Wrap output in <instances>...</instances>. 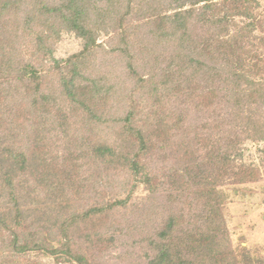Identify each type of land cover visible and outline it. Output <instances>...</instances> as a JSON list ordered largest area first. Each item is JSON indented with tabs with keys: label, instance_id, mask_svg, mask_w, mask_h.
Returning a JSON list of instances; mask_svg holds the SVG:
<instances>
[{
	"label": "rangeland",
	"instance_id": "obj_1",
	"mask_svg": "<svg viewBox=\"0 0 264 264\" xmlns=\"http://www.w3.org/2000/svg\"><path fill=\"white\" fill-rule=\"evenodd\" d=\"M104 1L114 3L94 11L93 0L50 3L56 19L68 10L83 17L77 12L90 3L92 14L84 11L92 25L84 40L95 41L89 64L108 85L91 112L98 117L61 102L65 119L72 116L65 122L43 95V125L24 117L17 136L8 127L14 111L0 120V264H264V136L248 139L246 126L250 120L264 131V106L245 101L234 113L219 97L218 73L225 71L216 68L206 82L204 62L197 61L200 69L191 75L192 64L176 58L187 51L175 52L169 25L160 29L153 22L159 15L146 11L155 9L152 0ZM257 2L264 16V0ZM65 34L61 46L69 59L83 40ZM31 38L22 53L33 57L41 78L25 93L37 104L38 91L51 95L62 81L48 79L49 61ZM71 67L61 74L78 72ZM177 78L194 85L189 101L182 92L191 91H176ZM223 118L234 122L225 125ZM235 143L241 147L233 152ZM11 234L56 251L14 256Z\"/></svg>",
	"mask_w": 264,
	"mask_h": 264
},
{
	"label": "trees",
	"instance_id": "obj_2",
	"mask_svg": "<svg viewBox=\"0 0 264 264\" xmlns=\"http://www.w3.org/2000/svg\"><path fill=\"white\" fill-rule=\"evenodd\" d=\"M135 1L131 0L130 2ZM102 2H104V6L107 4L111 6V3H114V1L110 3L104 0L95 3L93 0L92 5L90 6L89 3V6L94 11ZM50 3L51 0H0V120L5 121V118H9L14 113L15 122L13 120V123L8 127L16 128L17 136L24 125V117L30 118L34 125L40 122L41 109L44 108L39 109L38 107L41 105L39 99L43 95L46 99L54 100L52 104L59 108L56 110L57 115L61 114L62 120L64 119L63 121L66 122L72 116L69 115L65 119V114L60 107L61 102L76 103L74 106H82L83 111H88L90 118L95 119L98 115L91 112L95 109L96 98L100 97L102 92H108V85L103 77L89 64L91 52L89 47L95 43L94 37L84 40V32L90 31L91 25V18L84 17V11L87 10L92 14V10L89 6L84 5L85 10L77 12L83 17L76 18L74 14L68 15L70 10L66 7L68 13L56 19L51 14L57 10L51 7ZM85 3L86 0H84ZM148 4L155 9L146 11L150 15L154 13L159 15L153 20L158 23L159 28L163 30L169 25L167 35L175 52L187 51L184 54L185 57L176 55V58L181 61L186 58L187 64H192L194 71L190 73L191 75H195V72L200 69L198 66L197 68L194 66L197 61L204 62L201 65L206 68V70L202 68L203 78L206 82L211 80L210 75L216 68L225 71L222 76L218 73L224 83V87L220 89L219 97L225 99L223 101H225L224 105L227 109L239 113V107L243 106L245 101L250 104L256 103L257 107L258 105L264 106V16L258 10L257 0H152ZM35 27H40L41 31ZM64 30L66 32L61 35ZM67 32L76 35V38L80 33L79 36L83 40L82 50L77 54H72L69 59L65 57L64 46L63 48L61 46L65 43V33ZM31 33L35 35V38H31ZM162 35L160 34L161 37ZM28 37L36 42L32 43L35 45V52L40 48L42 51L37 53L44 55L49 61L48 79L53 80L57 76L62 81L59 85L60 91L52 90L51 95L49 92L44 94L42 91H38V96L35 95L38 97L37 104H35L36 100H32L30 103V97L25 93L27 86L34 83L35 79L41 78H38L33 70L34 66L31 62L33 57L26 60L22 53L21 45L27 41ZM33 55L35 58L36 54L32 53ZM69 65L73 66L71 69L78 68V72L64 77L61 71L63 72ZM85 65L86 70L83 71ZM190 68L189 66L187 69ZM236 71L239 72L236 73ZM152 78L153 76H150L149 80ZM181 80V78H177L176 91L186 88L191 91L182 92L189 101L192 96L188 94L192 93L194 85L182 86L181 84L189 81L182 82ZM202 80L204 81V79ZM77 82L79 83L78 87ZM174 83L176 82L174 81ZM240 83H244L245 88L240 90L238 86ZM130 116L131 112H128L125 119L129 120ZM20 119L23 121V125L19 123ZM45 120H41L39 124L43 125ZM220 122L229 125L234 122V119L223 118ZM256 125L250 120L246 121L247 129H249V133H252L247 137L261 142L264 131L258 129ZM230 141L232 139L227 140V142ZM239 145L233 146V152L235 148L241 147ZM228 156L230 155L225 153V159ZM231 156L236 159L237 152ZM26 161L27 159L23 156L20 161L21 166H24ZM191 232L192 230L189 228L183 237L186 240L189 239ZM169 236H171L170 239L175 238L171 232ZM162 238H164V234ZM37 241L21 242L18 235L11 234L8 248L17 257L19 254H30L35 251L52 255L56 251L49 250L50 248H46L45 244H36ZM70 252L71 250L68 249L62 251L65 258H69L67 254H71ZM70 261L72 260L70 259ZM83 262L86 263L85 260Z\"/></svg>",
	"mask_w": 264,
	"mask_h": 264
}]
</instances>
